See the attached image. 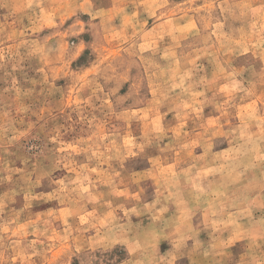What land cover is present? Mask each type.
Instances as JSON below:
<instances>
[{
	"label": "rangeland",
	"instance_id": "1",
	"mask_svg": "<svg viewBox=\"0 0 264 264\" xmlns=\"http://www.w3.org/2000/svg\"><path fill=\"white\" fill-rule=\"evenodd\" d=\"M0 264H264V0H0Z\"/></svg>",
	"mask_w": 264,
	"mask_h": 264
}]
</instances>
